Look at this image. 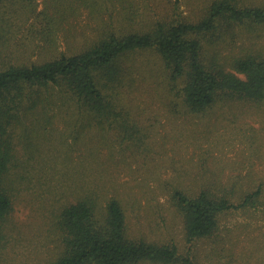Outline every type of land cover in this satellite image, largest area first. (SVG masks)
I'll return each mask as SVG.
<instances>
[{"label":"rangeland","instance_id":"1","mask_svg":"<svg viewBox=\"0 0 264 264\" xmlns=\"http://www.w3.org/2000/svg\"><path fill=\"white\" fill-rule=\"evenodd\" d=\"M221 1L264 8V0H6L0 71L81 54L110 35L154 34L159 23L195 24ZM217 33L202 41L207 68L236 74V61L264 54V24ZM95 80L114 107L111 116L77 113L54 88L15 129L4 181L12 211L0 264L58 260L59 215L84 199L93 200L101 217L107 201L116 200L131 242L174 245L194 264H264V99L218 102L193 113L182 98V80L171 79L154 49L125 54ZM258 187L256 203L220 214L209 237L187 243L176 192L236 206Z\"/></svg>","mask_w":264,"mask_h":264},{"label":"trees","instance_id":"2","mask_svg":"<svg viewBox=\"0 0 264 264\" xmlns=\"http://www.w3.org/2000/svg\"><path fill=\"white\" fill-rule=\"evenodd\" d=\"M5 1L0 0V11ZM113 1L107 0L109 4ZM117 1L129 4L128 0ZM246 22L264 24V8H238L221 1L212 4L207 16L195 24L165 26L159 23L154 34L110 35L81 54L61 56L40 65L1 70L0 247L4 241V222L12 211L4 181L14 158L15 129L23 115H33L43 106L45 92L57 88L68 97L77 113L109 117L114 113V107L97 85L96 74L112 67L125 54L154 49L170 72L171 79L182 80V98L193 113H203L218 102L262 101L264 54L236 61V74L223 68H207L202 60V41L208 42V38L223 28L241 26ZM49 25L52 27V22ZM259 196L258 187L235 206L224 199L214 200L204 194L190 199L176 192L174 197L186 214L187 243L209 237L220 214L251 206ZM92 201L79 200L61 211L58 225L62 232L63 251L52 264H194L190 256H179L174 245L129 241L125 215L119 203L114 199L107 201L105 214L101 217Z\"/></svg>","mask_w":264,"mask_h":264}]
</instances>
